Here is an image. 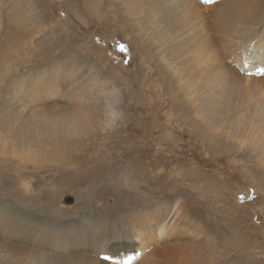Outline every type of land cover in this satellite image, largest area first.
I'll use <instances>...</instances> for the list:
<instances>
[{"label":"bare ground","instance_id":"bare-ground-1","mask_svg":"<svg viewBox=\"0 0 264 264\" xmlns=\"http://www.w3.org/2000/svg\"><path fill=\"white\" fill-rule=\"evenodd\" d=\"M30 1H33L32 4L26 6H33V12L39 13L40 0ZM114 1L122 3V55L129 57L130 61L122 64L126 65L125 69L132 78L137 76V106L149 113L139 115L140 129L136 130L139 137L135 142L138 152L149 156L153 154L151 158L164 157L167 160L169 157L173 158L172 151L182 152L172 145L175 136H194L207 156L215 159V154L220 155L221 159L226 156L230 160L232 173L235 176L243 175L248 180V185L238 179H229L226 182L230 184L229 190L236 191V203L237 199L239 206H242L240 199L246 204L250 203V196L255 195L257 197L252 206L247 204L250 206L249 211L256 213L257 218L261 214L264 216V0ZM1 3L2 1L0 32L5 27L7 29L6 34L0 37V92L7 94L4 98L0 97L2 136L7 139L12 137L29 149H33L32 146L43 148L46 156L56 157L55 164L58 166H61V160L72 163L66 155L77 151L74 147L92 139H99L101 131L113 129V122L118 117L122 118V115L119 116L109 102L105 103L101 96L93 93L90 76L86 74H83L86 80L81 87L80 81H76L65 91L57 83L62 74L55 78L50 77L45 90L46 97L38 88L40 74L33 72L28 76L24 70L23 74L17 75L14 90L15 83H11L14 53L21 59L27 55L23 53L24 49L28 51L29 48L32 54L39 43L48 44V39L46 36H37L43 30L39 26L28 32L17 11H12L15 14H11L8 21L4 22V13L13 5H8V2L7 6L5 3L7 8L3 9L4 3ZM10 3L15 4L14 0ZM73 10L77 15V10ZM76 26L73 24V30L79 40L83 35L77 34ZM86 38L88 40V36ZM133 39L137 47L132 45ZM36 40L39 41L38 44H34ZM107 40L117 42L118 38L111 34ZM93 41L92 43H96L94 39ZM30 48L34 50L31 51ZM61 63L64 66L66 61ZM123 73L122 79L125 77ZM74 76L72 71H68L65 81L74 79ZM86 86L90 88L87 89ZM146 101H150V107H147ZM29 104H34L32 106L35 107H30ZM16 106L20 107L19 110H16ZM84 130H91L94 135L89 134L86 137L83 135ZM146 136L157 145L156 151H152L154 144L152 148L148 146ZM163 140L172 143V148H166ZM80 153L84 157L91 155L88 159L92 163L83 162V158L73 156L80 160L74 170L93 174L94 179L102 177L109 169L118 170L116 165L114 167L108 161L110 154L103 156L98 150H92L87 155L82 151ZM187 162L188 165L193 164L191 168L199 167L195 162ZM118 168L120 171L122 166ZM218 168L222 167L217 166L216 170ZM182 170L178 172H186ZM119 171L115 181L116 188L122 193ZM234 185L239 188L236 189ZM246 186L253 192H246ZM4 191L5 188L0 187V192ZM62 191L60 195L64 197L67 190ZM89 193L92 195L88 197L80 193L77 195L78 202L71 208L78 207L80 212L77 210L64 222L57 221L52 226L50 238L46 236L47 239L43 236H31L33 233L40 235L36 228L38 219L35 212L25 213L23 209L15 208L9 218L6 209L13 206L0 199V264H79L72 254L84 244V252H93L90 248H94L101 253L100 258L97 256L90 264H128L139 250L144 248L142 253L146 250L148 245L145 244L155 242L157 235V244H161L188 230L190 233L195 232V240L203 245L170 244L157 248V264H160L161 258L166 259L164 264H204L206 261L224 263L221 259L227 254L220 250V241L223 238L220 241L215 238V241L211 237L213 235H205V227L196 224L188 214L185 202L181 206L172 205L168 201L152 205L149 210L143 207L138 210L122 207L121 202L118 205L106 200L101 207V199L99 201L93 197L94 189ZM188 197L187 200L191 198L190 195ZM59 202V199L54 200L55 204ZM168 204L172 211L167 213L163 206ZM188 208L194 209L189 204ZM79 213L83 215L77 216ZM238 214L232 219L243 225L247 220L240 219ZM262 223L261 228L264 230V222ZM249 225L251 226L250 223ZM209 227L210 232L215 230L221 237L217 226ZM238 227L236 226L230 241L242 238L250 246L252 235L259 234L260 228H256L255 233L253 227L252 234L245 236L243 228ZM236 233L244 237H239ZM23 234L29 235L32 243L29 244L26 238L21 237ZM259 235L264 237L262 232ZM20 243L29 248L21 246Z\"/></svg>","mask_w":264,"mask_h":264},{"label":"rangeland","instance_id":"rangeland-1","mask_svg":"<svg viewBox=\"0 0 264 264\" xmlns=\"http://www.w3.org/2000/svg\"><path fill=\"white\" fill-rule=\"evenodd\" d=\"M0 1L4 3L3 9L7 8L6 5L8 2V5H13V7L9 6V9L4 13L2 17L5 20L4 22H7L10 15L15 14L13 12L17 11L20 14V20H24L23 24L26 25L24 28L28 32L32 28L39 26L43 30L37 36H46L48 39V44L45 45H41L36 40L34 44H39L35 47V50L34 48H30L31 51L34 50L32 54L29 48L28 51L22 49L24 51L22 52L27 55L21 59L14 53L13 80L11 81L12 84L15 83L14 90H16L17 75L20 76L23 74L24 72L22 71L24 70L27 71L28 76L33 72L40 74L38 78H40L41 82L38 88L44 94L48 88L50 77L55 78L59 74H62V77L57 83L65 91L71 86V83H75L76 81H80L81 87L83 85L82 82L86 80L83 74H86L90 76L94 91L92 92L97 96H101L105 103L109 102L119 116L122 115V118L118 117L115 120L116 122H113V129L107 128L101 131V135L98 136L100 137L99 139H92L87 143L74 147L77 151L70 152L66 155L72 163L68 164L64 160H61L60 167L58 164H55L56 157L49 158L46 156L43 148L32 146L33 149H29L24 144L12 139V137L8 139L4 138L0 131V187L5 188L3 193L0 192V199L13 206L12 208L6 209L9 218H11L10 214L15 208L23 209L25 213L35 212L38 219L36 228L40 231V235L33 233L31 236L35 238L43 236L47 239L52 231V226L57 221L64 222L71 215L75 214L77 210L80 212V209H77L78 207H71L78 202V196L80 194L86 195L87 197L92 195L89 193L91 189L95 191L93 197L99 201L101 199V207L106 200L111 204L116 203L118 205L121 202L122 207L127 206L138 210L142 207L149 210L152 205L157 203L159 205L168 201L172 205L181 206H184L182 203L185 202L188 214L192 216L196 224L205 227V232L207 233L205 235H213L211 237L214 239L217 238L218 241L223 238L220 241V250L222 253H226L227 256L222 258L221 261L226 264H264V237L259 235L261 232L264 233L263 228H261L263 225L262 222H264V216L258 214L260 217L257 218L256 213L249 211L250 206H252L257 196H250L252 202L247 203L250 206L241 199L242 206L237 204L238 199L236 203V191L229 190L231 188L230 184H226V182L229 179H238L244 185H248V180L243 175L238 174V176H235L232 173L230 160L226 156L224 159H221L220 155L215 154L214 156L218 160L210 155L207 156L200 149L198 139L194 136L192 137V135L191 137L186 135H182L181 137L175 136V141L172 142L173 144L163 140L162 143L166 145H164L166 148H172L173 145L175 148L182 150V152L179 150L172 151L173 158L169 157L167 160L164 157L163 159L154 157V159L151 158L153 154L149 156L148 154L142 155L138 152L137 143L135 142L139 137L136 131L140 129L139 115H148L149 113L144 112V110L142 111L141 107L137 106L139 103L138 94H136L135 90V87L138 86L137 76L135 75L136 78H132L129 71L125 69L126 65L122 64L124 61H127L126 64L130 61L129 57L122 55V3L120 1L119 3L114 0H40L38 1L39 13L37 11L33 12L34 7L32 5V7L26 6L32 4L31 2L33 1L30 0H22L23 3H21V0H14L15 4L10 3L11 0ZM73 8L77 10V15ZM43 24L44 27H42ZM73 24L75 26L77 25V34L83 35L82 39L78 40L76 38ZM6 30L5 27L0 32V37L4 33L6 34ZM111 34L116 35L118 38L117 42H109L107 40ZM128 35L130 34L128 33ZM37 36L34 38H37ZM86 36H88V40ZM93 39L96 43H92L94 42ZM131 42L134 47H137L134 39ZM64 60L66 61V66H63L61 63ZM68 71H72L75 78H70L65 81ZM122 72L125 75L123 79ZM86 87L87 89L90 88V86ZM1 89L0 87V91ZM6 96V92H0L1 98ZM14 96H17V93ZM46 97L48 96L46 95ZM146 104L147 107H150V101H146ZM29 105L31 107L34 104ZM19 108V106H16V110H19ZM142 108L145 109V107ZM84 131L83 135L86 137L89 134L94 135L91 130ZM147 140L148 146L152 148L154 143L150 142L149 138ZM154 146L155 148L152 149L153 152L157 150V145L154 144ZM92 150L94 152L98 150L103 156L110 154L108 161L110 160V164L114 167L117 166V171H119L118 166H122L119 171L120 179H122V193L116 188L117 182L115 181V176L118 175L117 171L109 169L104 172L105 175L103 174L102 177H95L94 179L93 177L95 175L93 174L86 173L84 170H74L77 168L80 160L73 156L83 158V162L92 163L88 159L91 155L84 157V154L80 153L82 151L87 155ZM188 160L195 162L199 167L195 166V168L193 166L191 168L193 164L188 165ZM217 166H221L222 168L216 170ZM180 169H183L182 172L184 170L186 172H178ZM78 179L81 181H78ZM234 187L236 189L239 188L238 185H234ZM246 188V192H253L251 188L247 186ZM63 189L67 190V194L64 197L60 195ZM101 190L103 191V195L101 194ZM189 195L191 198L187 200ZM58 199L60 202L55 204L54 200ZM188 204L194 207V209L188 208ZM63 206L66 208L70 207L71 209H66ZM163 207L166 208L167 213L168 211H172L169 210L171 208L169 204ZM214 208H218V210ZM221 208L224 212H222ZM237 214L241 216L240 219H245L247 222L239 225L237 221L232 219L236 218L235 215ZM82 215V213H79L77 216ZM213 225L217 226L220 230L221 237L218 236L215 230L210 232L209 229L211 227L209 226ZM236 226H239L238 229L243 228L242 231L245 236L252 234L253 227L255 228V233L260 228L258 229L259 234L252 235L253 240L250 246H247L242 238H239L237 241L234 240V242L230 241ZM41 227L44 229H40ZM181 234L161 244H157V235L155 239L156 243H150L152 245L145 244L146 246L148 245L146 250L143 253L144 248L139 250L130 259L128 264H157L158 258L155 256V253L158 250L156 249L170 244L179 246L190 244L203 245L202 242H197L199 240H195V232L190 233L188 230ZM236 235L244 237L240 233H236ZM21 237L26 238L29 244L32 243L29 235L23 234ZM217 240L215 239V241ZM20 244L21 246H26L23 243ZM26 247L29 248V246ZM84 248H86L85 244L74 254L71 253L75 257V261L79 264H82V262L90 264L89 262L95 261L97 256L100 258L101 253L97 249L90 248L94 251L87 253L84 252ZM165 260V258H161L159 263L164 264ZM118 263L120 262L118 261ZM173 264H178V262H173ZM195 264L200 263L196 262ZM204 264L214 263L206 261Z\"/></svg>","mask_w":264,"mask_h":264}]
</instances>
